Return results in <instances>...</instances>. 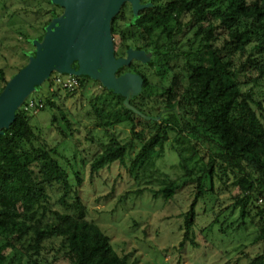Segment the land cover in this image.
Returning <instances> with one entry per match:
<instances>
[{
  "label": "trees",
  "instance_id": "1",
  "mask_svg": "<svg viewBox=\"0 0 264 264\" xmlns=\"http://www.w3.org/2000/svg\"><path fill=\"white\" fill-rule=\"evenodd\" d=\"M45 2L49 19L43 24L40 37H27L31 49L35 40L42 39L51 20L63 11L52 0ZM141 2L138 15L133 13L129 3L122 7L112 22V32L117 57L125 56L129 47L152 53L145 66L156 70L159 85L153 83L152 74L143 73L133 64L123 69L143 76L142 91L130 99V103L148 118L127 108L121 94L109 91L94 80L108 95L121 102L119 110L110 108L114 121H98L96 125L104 126L107 132L108 124L129 122L134 137L142 144L131 165L137 171L154 165L164 152L171 132L195 141L190 156L180 152L184 168L187 159L202 152L200 148L204 152L211 151L206 170L211 185L206 186L202 177L195 180L196 190L184 219L181 245L190 240L199 201L212 190L216 176L224 183L227 170L231 168L235 173L233 183L239 190L233 198L240 207L241 217L249 216L255 209L253 218L260 219L256 242H262L263 251L248 264H264V207L256 204L264 199V123L253 106L254 98L243 90L231 70L233 53L244 57L252 51L256 59L255 65H251L259 78L264 77V0ZM192 28L198 38L188 49H182L180 42ZM27 52H24L26 63L11 77L0 69L3 82L0 93L8 80L27 64ZM180 60L189 67L186 81L178 65ZM78 77L82 82L92 79L88 75ZM52 80L50 77L46 82L52 84ZM28 99L17 111L10 128L0 134V264H46L51 251H55V258L65 259L70 264H133L130 255L120 254L103 228L88 219L77 185L71 181L72 174L61 161L58 145H49L43 131L31 125L32 114L24 109ZM47 106L54 108L56 100L48 97L45 108ZM60 115L61 118L52 116V124L60 123L57 129L65 141L70 136L72 123L62 108ZM139 125L151 127L153 131H138ZM48 130L44 128V132ZM111 141L93 156L91 174L113 161H124L127 144L116 139ZM194 143L200 144L199 148ZM219 168L221 173L217 171ZM73 174L78 183L81 182L77 168ZM182 186L168 180L157 192L170 199ZM54 195L59 196L63 210L54 207Z\"/></svg>",
  "mask_w": 264,
  "mask_h": 264
},
{
  "label": "rangeland",
  "instance_id": "2",
  "mask_svg": "<svg viewBox=\"0 0 264 264\" xmlns=\"http://www.w3.org/2000/svg\"><path fill=\"white\" fill-rule=\"evenodd\" d=\"M46 8L48 4L45 0H0V69H4L8 77L27 61L24 52L31 49L27 37L37 38L43 34V24L49 19ZM196 38L198 36L193 28L186 32L180 42L182 49H188ZM255 59L256 54L252 51L244 57L233 53L231 70L243 90L254 98L256 103L253 106L264 123V77L259 78L254 71L252 65H255ZM141 63L138 60L132 62L143 73L152 74L153 83L159 85L156 70ZM178 65L186 81L189 67L182 60ZM83 82L80 80L79 87L73 91L54 83H44L39 91L30 96L44 103V109L28 110L32 114L30 122L37 131H43L49 145H58L61 161L72 174L71 181L77 185L88 219L103 228L120 254H129L133 264H248L262 253V242H256L260 219L253 218L257 210L252 209L249 216L241 217L240 207L235 205L233 198L239 190L233 183L235 173L231 168L227 170L224 183L216 176L212 190L199 201L190 240L181 245L185 232L184 219L196 190L195 180L202 177L206 186L211 185L206 172L211 151L204 152L200 148L202 152L187 159L184 168L180 152L190 156L194 152L195 141L184 134L171 132L164 152L156 158L154 165L133 170L132 162L142 144L134 137L129 122L121 120L114 125L108 124L107 132L104 126L96 125L98 121H114L115 118L109 114L113 112L110 108L119 110L121 102L108 95L93 79ZM165 84L168 86L169 81ZM2 85L0 81V87ZM48 97L56 100L54 108H45ZM61 108L72 123L70 136L64 137L65 141L57 129L60 123L52 124L54 114L62 117ZM45 127L50 130L44 132ZM137 130H144L145 133L153 131L143 125L137 126ZM112 139L127 144L124 161H113L91 174L93 156L109 146ZM194 144L199 148L200 144ZM75 168L80 172L79 183L73 174ZM217 171L221 173L222 169ZM168 180L183 186L173 198L165 199L157 190ZM58 197L54 195L52 203L55 208L63 210ZM256 204L264 207V199L256 201ZM47 259L46 264H70L65 259L55 258V251L47 254Z\"/></svg>",
  "mask_w": 264,
  "mask_h": 264
},
{
  "label": "water",
  "instance_id": "3",
  "mask_svg": "<svg viewBox=\"0 0 264 264\" xmlns=\"http://www.w3.org/2000/svg\"><path fill=\"white\" fill-rule=\"evenodd\" d=\"M52 1L63 9L62 13L46 26L42 39L33 42L27 64L0 93V134L10 128L24 102L53 73L88 75L109 91L121 94L127 108L148 118L130 103L142 91L143 76L123 69L133 60L148 63L152 53L129 47L125 56L117 57L112 32V22L122 7L129 3L138 15L141 0Z\"/></svg>",
  "mask_w": 264,
  "mask_h": 264
},
{
  "label": "built area",
  "instance_id": "4",
  "mask_svg": "<svg viewBox=\"0 0 264 264\" xmlns=\"http://www.w3.org/2000/svg\"><path fill=\"white\" fill-rule=\"evenodd\" d=\"M53 83L59 86H62L65 90L73 91L79 87L80 79L78 76L62 75V74L56 73L53 76ZM24 106H25V111H28L32 109L34 110L36 108H43L44 103L43 101H36L32 98H29L27 103Z\"/></svg>",
  "mask_w": 264,
  "mask_h": 264
},
{
  "label": "flooded vegetation",
  "instance_id": "5",
  "mask_svg": "<svg viewBox=\"0 0 264 264\" xmlns=\"http://www.w3.org/2000/svg\"><path fill=\"white\" fill-rule=\"evenodd\" d=\"M119 57H121V56H119ZM133 62V61H132ZM132 64V63H131Z\"/></svg>",
  "mask_w": 264,
  "mask_h": 264
}]
</instances>
